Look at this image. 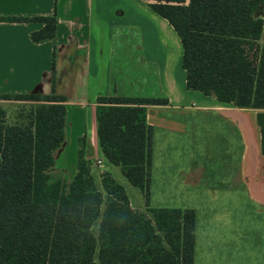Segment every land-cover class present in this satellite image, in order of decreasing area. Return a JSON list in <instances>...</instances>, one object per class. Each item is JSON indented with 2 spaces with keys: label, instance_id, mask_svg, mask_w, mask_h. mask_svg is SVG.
<instances>
[{
  "label": "trees",
  "instance_id": "1",
  "mask_svg": "<svg viewBox=\"0 0 264 264\" xmlns=\"http://www.w3.org/2000/svg\"><path fill=\"white\" fill-rule=\"evenodd\" d=\"M175 29L183 45L186 86L217 101L257 110L264 155V0H148ZM6 22H39L34 42L57 35V11L48 16H0ZM117 30H114L116 35ZM0 93V101L29 102L24 122L8 124L0 107V264H194L193 208L151 206L153 127L149 105L167 97L112 93L97 97L98 145L140 188L145 210L132 206L111 172L100 184L79 138L77 172H52L66 138L67 98L56 91Z\"/></svg>",
  "mask_w": 264,
  "mask_h": 264
},
{
  "label": "crops",
  "instance_id": "2",
  "mask_svg": "<svg viewBox=\"0 0 264 264\" xmlns=\"http://www.w3.org/2000/svg\"><path fill=\"white\" fill-rule=\"evenodd\" d=\"M55 10L57 35L41 42H34L31 34L42 28V23L0 21V91L50 93L55 52V61L62 63L56 91L67 98L64 144L69 134L73 139L86 135L87 146L91 140L94 148L99 146L96 99L118 94L113 77L115 40L120 36L121 44L131 43L140 51V61L155 73L160 97L169 100L166 105L148 106V122L153 127L151 200L155 184L206 195L246 193L249 201L244 205L257 213L252 225L234 218L232 233L216 232L213 237L206 232L209 227L204 222L199 243L196 235L194 264H264V155L255 123L257 110L221 103L187 88L181 39L174 27L148 6V0H0V16H48ZM258 14L264 20V6ZM260 42L264 44V31ZM67 74L73 82L71 95L58 92V84ZM212 114L227 121L220 128L226 149L221 158L237 163L229 167V176L222 181L214 179L206 164L217 157V153H210L211 136L203 134L200 143V135H196L200 124L208 131L205 115ZM164 153L168 164L161 175L156 173V165ZM96 155L95 159L104 161L102 155ZM73 166L72 172L65 168L70 179L77 172L76 164ZM236 204L232 208L212 205V209H232L235 214L240 210ZM193 209L197 228L198 210ZM220 211L215 219L222 222Z\"/></svg>",
  "mask_w": 264,
  "mask_h": 264
},
{
  "label": "rangeland",
  "instance_id": "3",
  "mask_svg": "<svg viewBox=\"0 0 264 264\" xmlns=\"http://www.w3.org/2000/svg\"><path fill=\"white\" fill-rule=\"evenodd\" d=\"M117 37V33H116ZM124 42L123 39L119 36L118 40H115L114 47V60H113V77H114V88L117 93L120 95H129V96H149V97H160L158 82L155 77V73L153 70L142 63L140 61L139 50L134 49L133 45L129 42H125L126 45L121 44ZM61 60H56V78L57 72L62 69ZM79 68V67H78ZM52 70V66H51ZM71 74V73H70ZM70 74H67L63 80L62 84H58V92L65 93L68 95L73 94V82L71 80ZM35 88V87H34ZM39 91V90H38ZM36 91V92H38ZM41 91V90H40ZM3 93H18L14 91H0ZM42 92V91H41ZM29 93V92H28ZM30 93H34L33 91ZM33 104L29 102H14V101H0V107L6 110V122L8 124H17L23 123L25 116L28 114L31 106ZM159 115V113H158ZM253 115V114H252ZM205 119L207 122L206 129L203 131V127L200 126L196 131V135L199 136L200 143L203 140V134L209 133L211 138H209V142L211 145L210 153H217L216 160L209 161L207 166L209 167L208 172L212 176H215L214 179H218L222 181L226 179V176H229L227 170L231 165H236L237 163L228 162L226 158L222 157V153L226 150L225 143L220 138V128L223 123H227L220 115L212 114L208 115ZM255 118V117H254ZM255 120V119H254ZM255 123L256 120H255ZM257 125V124H256ZM217 128V129H216ZM216 129V131H214ZM217 133L218 135H214ZM66 143L62 145V147L56 153V164L52 169V172L56 173L61 169L68 168L70 172L74 169V163L76 164L77 158V150L79 148V138L73 139L70 137V134L67 137ZM197 139V140H198ZM92 141L90 140V147L87 146V157L92 162V169L97 178L98 184H100V176L103 172L109 171L116 179V181L123 185L126 189V192L130 198L132 206L141 210H145V198L142 190L134 185H132L128 179L123 175L121 167L110 164L108 161L104 159L103 166L96 165V154H101L99 146H95L94 148L98 150V152L92 147ZM201 148V144L198 145ZM180 150V147H177ZM184 151V149H183ZM165 153L162 156V161L157 164L156 173H164L165 168L167 167V157ZM161 158V157H160ZM66 170V169H65ZM166 174H168V170H166ZM153 198L151 200V206H161V207H170V208H178V207H196L198 210V224L196 235L198 239V243L202 238V228L208 224L206 232L208 235H212L213 237L222 232L227 235L232 233V220L235 218L236 220H240L241 224L252 225V219L254 215H257L256 211H252L248 205H244L248 203V198L246 193L240 191L239 193L234 194H200V193H192V192H184L180 191V189H174L169 185L166 186H158L155 184L153 187ZM237 203V204H236ZM224 204L227 207L232 208L233 204H240V210L236 209L235 214L233 211L225 210L220 211V209H212V205ZM247 206L249 209H246ZM225 207V208H227ZM224 208V207H223ZM220 214L223 213L222 222L216 220V212ZM221 230V231H220ZM217 232V233H216ZM206 233V234H207Z\"/></svg>",
  "mask_w": 264,
  "mask_h": 264
},
{
  "label": "built area",
  "instance_id": "4",
  "mask_svg": "<svg viewBox=\"0 0 264 264\" xmlns=\"http://www.w3.org/2000/svg\"><path fill=\"white\" fill-rule=\"evenodd\" d=\"M103 164H104V162H103L102 159H97V160H96V165H98V166H103Z\"/></svg>",
  "mask_w": 264,
  "mask_h": 264
}]
</instances>
